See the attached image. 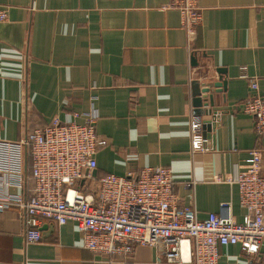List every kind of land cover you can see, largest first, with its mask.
<instances>
[{"label": "crops", "instance_id": "1", "mask_svg": "<svg viewBox=\"0 0 264 264\" xmlns=\"http://www.w3.org/2000/svg\"><path fill=\"white\" fill-rule=\"evenodd\" d=\"M168 2L0 0L7 14L0 22V195L6 180L13 194L32 188L20 142L29 129L53 118L83 123L94 114L97 134L108 140L95 154L96 175L164 166L178 202L198 218L229 202L233 219L243 220L238 188L228 179L250 167L253 149L264 172V136L240 109L255 92L251 82L264 94V0H196L201 22L192 42ZM195 82L208 86V115L195 114ZM194 117L204 150L191 148ZM39 230L40 240L27 243L21 211L3 210L0 264H167L149 246L110 261L81 246L73 221L42 219ZM218 251V264L264 263V240L256 256L237 244Z\"/></svg>", "mask_w": 264, "mask_h": 264}, {"label": "built area", "instance_id": "2", "mask_svg": "<svg viewBox=\"0 0 264 264\" xmlns=\"http://www.w3.org/2000/svg\"><path fill=\"white\" fill-rule=\"evenodd\" d=\"M168 7L178 10L192 42L201 22L196 0H169ZM6 17L0 10V22ZM250 87L255 92L240 109L253 116L256 134L264 136V94L257 92L255 81ZM96 117L85 115L83 123L53 118L29 129L20 141L31 162L32 188L27 195L13 194L6 189L10 182L4 181L0 214L11 206L21 211L27 243L40 240V222L47 219L73 221L81 246L110 261L130 256L136 246L155 248L167 264H218V247L229 244L250 256L258 254L264 240V172L257 149L249 151L250 167L228 179L238 188L239 204L246 211L243 220L233 219L229 202L221 203L219 212L198 218L195 208L178 202L167 167L96 175L95 154L108 144L96 132ZM189 126L192 150H204L201 119L192 118ZM193 184L191 180L185 186Z\"/></svg>", "mask_w": 264, "mask_h": 264}, {"label": "water", "instance_id": "3", "mask_svg": "<svg viewBox=\"0 0 264 264\" xmlns=\"http://www.w3.org/2000/svg\"><path fill=\"white\" fill-rule=\"evenodd\" d=\"M216 85V84H215ZM218 85V84H217ZM212 104V97L209 94L208 86H201L198 83H193V106L195 114L208 115L210 110L208 105ZM207 124H210L209 122Z\"/></svg>", "mask_w": 264, "mask_h": 264}]
</instances>
